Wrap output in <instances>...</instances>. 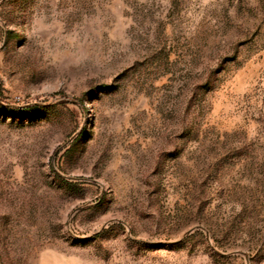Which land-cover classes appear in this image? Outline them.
Here are the masks:
<instances>
[{"label":"rangeland","instance_id":"374dc122","mask_svg":"<svg viewBox=\"0 0 264 264\" xmlns=\"http://www.w3.org/2000/svg\"><path fill=\"white\" fill-rule=\"evenodd\" d=\"M0 264H264V0H0Z\"/></svg>","mask_w":264,"mask_h":264}]
</instances>
